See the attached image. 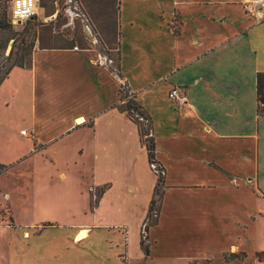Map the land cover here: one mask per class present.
Instances as JSON below:
<instances>
[{"label": "crops", "instance_id": "0c3cea01", "mask_svg": "<svg viewBox=\"0 0 264 264\" xmlns=\"http://www.w3.org/2000/svg\"><path fill=\"white\" fill-rule=\"evenodd\" d=\"M97 1H86L87 46L36 41L30 65L0 84V173L27 164L33 216L17 221L15 189L0 192V264H264V8L116 0L113 17ZM130 99L162 169L157 194L141 124L118 109Z\"/></svg>", "mask_w": 264, "mask_h": 264}, {"label": "rangeland", "instance_id": "374dc122", "mask_svg": "<svg viewBox=\"0 0 264 264\" xmlns=\"http://www.w3.org/2000/svg\"><path fill=\"white\" fill-rule=\"evenodd\" d=\"M86 1L87 0H82V3H80L79 0H38L39 9H43L42 13L41 10H38L37 15L33 19L24 23H12L9 19V8L12 0H0L4 14L2 22L3 28L0 30V74L18 58L23 44H28L33 39L34 34L41 38L42 46L62 47L70 43L78 46L81 44L87 46L86 42L88 39L85 40L82 34L84 16L90 12L89 6H86ZM101 1L102 0H99V3ZM108 1L112 5L111 9L113 17H115L116 0H107V2ZM95 3L99 5L98 1ZM50 13H53L54 17L50 20H46V22H42V15ZM10 38L16 39L15 45L13 40H9ZM107 45L112 51L105 56L113 62V66H117L118 55L116 52L115 38L112 39L111 43H107ZM11 52L12 54L10 55ZM121 90L124 96L126 93V87H122ZM140 128H142V131H139L141 143L147 150V147L150 146L152 142L151 136L149 135V126L141 124ZM144 131H147V135H145ZM26 165L27 164L24 163L8 169V171L5 172L7 175L5 173L2 174L3 170H1L0 192L4 190L11 192L15 189L13 192L15 193V196L11 192V206L14 208L15 219L19 222L30 223L33 221L32 213L25 212V205L28 204V198L26 199L24 192L26 187H29L30 185L28 177L30 174ZM161 190L162 186H159V192ZM158 198L159 195L156 196V199ZM67 201L70 200L67 199ZM72 201L73 203L70 201V204H72V208H74L76 201ZM5 202H7V199L3 200L0 195V206H6ZM156 209L157 207L153 208L151 212V221H153L156 216ZM35 216L40 217L42 215L40 213L38 215L34 214V221L36 220ZM55 217L58 218V215ZM63 218L64 217L61 219L62 221L64 220ZM10 220L11 218L8 217L4 219L3 222L9 225ZM78 220L77 217L66 219V221L72 222ZM1 238L4 240V237Z\"/></svg>", "mask_w": 264, "mask_h": 264}, {"label": "trees", "instance_id": "16d2710c", "mask_svg": "<svg viewBox=\"0 0 264 264\" xmlns=\"http://www.w3.org/2000/svg\"><path fill=\"white\" fill-rule=\"evenodd\" d=\"M0 30L3 28V11H2V5L0 4ZM9 40H13V43L15 45L16 39L15 38H10ZM39 42V46H42V41L41 38L38 35H33V39L28 43V44H23L21 51L18 55V58L6 69L0 74V84L1 82L8 76L10 70L13 67H19V68H25L28 67L31 63V55L33 48L35 47V42ZM12 52L10 53V55ZM256 98H257V113L260 116H264V73H258L257 78H256ZM121 111H125L130 117V119L134 120V112H138L139 114L143 115L139 111V107L136 105V103L132 100H128L124 105H120L118 107ZM139 131H142V128H140V125H138ZM145 135H147V131H144ZM148 151V158L150 163H155L154 158H153V143L151 142V145L147 147ZM157 185H156V191L155 194L158 193V187L162 185V175L159 174L157 176ZM155 200H152L151 206H150V211L153 208ZM256 258L258 261H264V252L262 253H257Z\"/></svg>", "mask_w": 264, "mask_h": 264}, {"label": "built area", "instance_id": "2783aa9c", "mask_svg": "<svg viewBox=\"0 0 264 264\" xmlns=\"http://www.w3.org/2000/svg\"><path fill=\"white\" fill-rule=\"evenodd\" d=\"M248 6H246V11L249 12L252 15L259 14L260 10L264 8V0H258V1H246ZM36 9H39L38 1L37 0H12L11 6L9 8V19L12 23H24L31 19H33L37 13ZM169 97L177 103L179 106L186 105L187 99L184 93L180 91L178 87H173L169 92ZM134 118L139 122L140 124L148 125V120L144 117H140L137 112H134ZM22 134H25V132H22ZM150 135V134H149ZM152 168L155 172V174L158 176L159 174L162 175V169L156 164L151 163ZM145 225L143 227V238L145 239Z\"/></svg>", "mask_w": 264, "mask_h": 264}, {"label": "bare ground", "instance_id": "6f19581e", "mask_svg": "<svg viewBox=\"0 0 264 264\" xmlns=\"http://www.w3.org/2000/svg\"><path fill=\"white\" fill-rule=\"evenodd\" d=\"M36 13H38V9H36ZM87 236V232L86 231H81V232H79V234H78V238H85Z\"/></svg>", "mask_w": 264, "mask_h": 264}]
</instances>
